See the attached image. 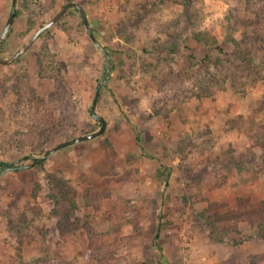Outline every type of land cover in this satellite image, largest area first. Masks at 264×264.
Wrapping results in <instances>:
<instances>
[{
  "label": "rangeland",
  "instance_id": "1",
  "mask_svg": "<svg viewBox=\"0 0 264 264\" xmlns=\"http://www.w3.org/2000/svg\"><path fill=\"white\" fill-rule=\"evenodd\" d=\"M69 2L101 47L71 7L0 62V160L98 130L99 81L105 130L2 172L0 264H264V0H17L0 57Z\"/></svg>",
  "mask_w": 264,
  "mask_h": 264
},
{
  "label": "water",
  "instance_id": "2",
  "mask_svg": "<svg viewBox=\"0 0 264 264\" xmlns=\"http://www.w3.org/2000/svg\"><path fill=\"white\" fill-rule=\"evenodd\" d=\"M16 4H17V0H12V8L10 11V14L2 28V30L0 31V41L4 38V36L7 34L9 28L11 27L13 20L15 18V13H16ZM77 8L80 16L89 32V35L91 37V39L99 46L101 47L98 39L96 38V36L94 35V32L91 29V25L88 19V15L86 10L84 9V7L79 4V3H74V2H69L67 4H65L53 17H51L48 21H46L45 23L41 24L39 27H37L35 29V31L33 32V34L25 41V43H23L10 57L8 58H1L0 57V62L1 63H11L13 61H15L20 55H22L30 46L31 44L38 38V36L45 31L47 28L51 27L69 8ZM106 55H108L107 52H105ZM106 83V81H99L96 85V89H95V95L93 97L92 100V105H91V113L92 116L99 120L101 122V126L99 127L98 130L90 132V133H86L83 135H79L77 137L71 138V139H67L62 141L61 143L51 147L50 149H48L47 151H45L38 160H36L35 162H39L42 161L46 158V156L60 148H63L67 145H70L72 143H76L78 141L81 140H87V139H91L99 134H101L106 126V120L103 116L99 115L96 112V105L100 96V90L101 87L103 86V84Z\"/></svg>",
  "mask_w": 264,
  "mask_h": 264
},
{
  "label": "trees",
  "instance_id": "3",
  "mask_svg": "<svg viewBox=\"0 0 264 264\" xmlns=\"http://www.w3.org/2000/svg\"><path fill=\"white\" fill-rule=\"evenodd\" d=\"M76 10L78 11L77 8H76ZM17 14H18V11H16L15 16ZM107 66L108 65L106 64V67ZM104 130H103V132H104ZM136 140L140 142V136H139V133L138 132H136ZM38 159H39V157H36L34 155H31V154L23 155V156L19 157L18 159H15V160H4V159H1L0 160V175L2 174L3 171L8 170V169H10V170H19L20 168H23L26 165V162L28 160L35 162ZM38 163L40 165H43L44 160L39 161ZM158 236H159V233L156 232L155 235H154V238H155L154 244L155 245H156V238H158Z\"/></svg>",
  "mask_w": 264,
  "mask_h": 264
}]
</instances>
